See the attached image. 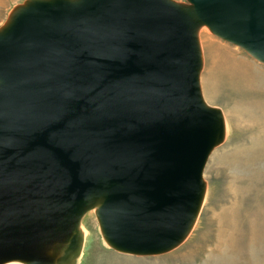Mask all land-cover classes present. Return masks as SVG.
Listing matches in <instances>:
<instances>
[{"label":"water","instance_id":"95a60500","mask_svg":"<svg viewBox=\"0 0 264 264\" xmlns=\"http://www.w3.org/2000/svg\"><path fill=\"white\" fill-rule=\"evenodd\" d=\"M202 27L264 64V0L12 9L0 27V264H70L100 199L114 251L158 256L185 242L225 140L201 90Z\"/></svg>","mask_w":264,"mask_h":264},{"label":"rangeland","instance_id":"374dc122","mask_svg":"<svg viewBox=\"0 0 264 264\" xmlns=\"http://www.w3.org/2000/svg\"><path fill=\"white\" fill-rule=\"evenodd\" d=\"M24 1L0 0V27ZM199 41L203 98L223 112L225 140L206 162V191L193 231L169 253L127 255L108 247L89 211L81 224V254L70 264H264V64L207 27Z\"/></svg>","mask_w":264,"mask_h":264},{"label":"bare ground","instance_id":"6f19581e","mask_svg":"<svg viewBox=\"0 0 264 264\" xmlns=\"http://www.w3.org/2000/svg\"><path fill=\"white\" fill-rule=\"evenodd\" d=\"M211 54V53H210ZM217 55V54H216ZM220 57V56H219ZM222 57V56H221ZM224 58V57H223ZM227 59V58H226ZM216 60H217V58H216ZM225 60V59H224ZM223 62V61H222ZM224 66V65H223ZM229 66V65H228ZM222 71H225V70H223L222 69ZM231 71V70H230ZM229 71V72H230ZM235 72V71H234ZM233 73V72H232ZM226 77V76H225ZM228 79V78H227ZM206 104H208V103H206ZM224 126H225V120H224ZM204 196H205V194H204ZM204 196H203V200H204ZM203 202V201H202ZM100 203H101V199L100 200H97L96 201V203H94V204H92L91 206H90V208L88 209V211L87 212H89V211H93L94 213H95V215H96V211H97V209H98V207H99V205H100ZM194 225H196L195 223H194ZM194 225H193V227H194ZM80 234H81V238H82V240L84 241L85 240V237H86V231L84 230V228L81 226V224H80ZM107 242V241H106ZM58 251V247H56V245H54V246H51L50 247V249H48L47 250V253L49 254V255H54L55 256V258H58L59 257V255L61 254V253H63V251H64V247L63 248H61L59 251L60 252H57ZM80 254H81V251L79 252ZM73 258H74V256L69 260V263L71 262V260H72V262H73ZM11 264H27V263H25V262H22V261H13V262H11Z\"/></svg>","mask_w":264,"mask_h":264}]
</instances>
